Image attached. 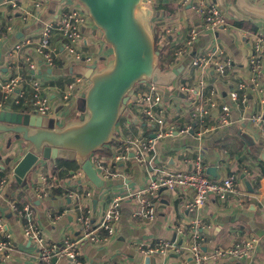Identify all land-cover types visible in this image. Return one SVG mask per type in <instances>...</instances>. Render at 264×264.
<instances>
[{"label":"crops","instance_id":"crops-1","mask_svg":"<svg viewBox=\"0 0 264 264\" xmlns=\"http://www.w3.org/2000/svg\"><path fill=\"white\" fill-rule=\"evenodd\" d=\"M32 1L17 0L16 7L5 4V1L4 4L0 3V11L4 15L2 29H0V71L3 74H12L17 66L23 65L22 57L16 58L10 55L14 44L21 38L34 37L40 31V21L33 18L31 21H23L21 14L26 11L33 15L40 11L43 20L58 16L56 6L52 10L48 0H42L43 2L48 1L46 6L43 5L42 11L41 9L36 10ZM181 1L156 0L148 3L152 10L153 6L160 4L176 8L173 13L162 10L156 12L157 15L151 19L150 23L155 21V24L153 22L151 26L155 28L159 36L160 48L165 47V51L175 57L170 69L184 66L172 84L175 85L173 89L161 87L165 102L168 104L166 126L167 123L174 125L178 131L172 137L155 140L156 151L153 162H140L141 167H138L133 164L138 163L135 153L130 152L121 161L110 165L116 176L108 180L121 181V183L105 187L106 180L103 179L104 186L101 187V195L95 198L92 190L97 187L89 180V184H84L83 179H87L86 175L81 179L70 177L71 173L82 169L76 161L59 160L55 163L51 160H44L31 170L26 182L22 185L16 182L11 168L8 171L3 170L0 165V179L7 178L8 181L0 193V220L5 223V230L14 243L12 258L0 264H41L37 259L35 246L23 235L24 218L20 210L12 208L13 202H17L16 205L20 208L28 203L33 206L34 222L42 227L50 242L61 246L64 239L68 237L78 241L79 258L82 264H182L181 258L149 256L139 249H145L149 244L154 245L159 240L175 242L184 249H188L192 239L190 231L193 219L201 221L198 233L201 236L202 249L208 252L219 247H230L240 239L250 236L261 239V245L249 258L243 261H224L218 264H264V163L259 157H254L257 156L255 147H258V152L264 148V132L259 125L250 120V116L260 108V95L249 93L247 103L240 101L234 103L229 97L231 89L238 82L250 79L251 72L247 65V57L251 51L255 34L261 29L264 30V21L241 12L234 4L235 0H211L217 3L225 14L227 29L217 31L216 38L207 48L201 45L202 36L210 32H202L188 48V30L199 27L201 17L189 5L183 6ZM251 1L264 4V0ZM225 34L233 36L237 51H232L224 42L222 36ZM54 44L57 47L60 46L56 39ZM5 45H8L6 51L3 49ZM217 48L223 49L232 60V67L225 75H220L213 69L199 71L191 65V59L194 56ZM108 51L111 59L110 47ZM181 52L184 55L182 58H180ZM37 60L39 65L43 63L39 56ZM16 62L19 64L13 65ZM55 66L68 69V72L55 75L53 71L50 73L47 71L48 83H66L72 77L73 67H77L63 60H58ZM72 72L74 75H80L75 71ZM201 79L207 88L199 94L190 91L192 87L200 86ZM136 87V91L134 89L132 94L135 98L131 99V103L127 106L130 115L123 116L126 118L124 120L120 118L115 129V139L107 145L110 154L94 153L92 158L96 156L109 162L114 154L125 155L126 146L134 139L155 138L158 127L148 125L144 116L140 115L136 109L138 104L135 99L141 93L146 92L149 85L139 84ZM207 98H211L212 103L209 107V118L203 126L195 125L192 117L194 102L203 104ZM225 104L231 107V122L222 125L220 115ZM81 113L80 111L73 118ZM190 123L194 125L193 130L188 133L179 132ZM210 125H215L213 131H208ZM181 137H184L183 140L186 142L166 147L174 141L175 144L180 143L178 138ZM197 158L201 159L204 172L212 179H221L233 172L238 174L242 185V195L239 198L226 200L211 196L205 207L189 210L187 205L195 195L193 189L185 187L173 192L158 191L154 196L149 197L157 212L155 220L149 222L136 215L139 204L134 197H130L121 203V219L113 235L105 233L106 239L97 244L81 240L82 226L77 221L80 217L76 213L77 205L84 206L81 216L88 217L98 224L103 220L114 196H124L128 192L144 188L152 175L161 177L163 173L190 170ZM158 168L163 172L157 173ZM54 183L58 186L54 188L51 197L43 199L36 197V189H42L43 186ZM85 190L91 191V197L88 199L75 200L68 196L74 191L83 195ZM179 229H183V234L178 232ZM147 258L150 259L148 263H146ZM1 260L2 254L0 253ZM55 263L73 264L67 258H56Z\"/></svg>","mask_w":264,"mask_h":264},{"label":"built area","instance_id":"built-area-1","mask_svg":"<svg viewBox=\"0 0 264 264\" xmlns=\"http://www.w3.org/2000/svg\"><path fill=\"white\" fill-rule=\"evenodd\" d=\"M16 7L17 0H0V3ZM33 6L36 10L41 9L46 3L42 0H33ZM182 5H189L201 17V25L188 30L189 40L188 48L192 46L202 32H217L227 29V20L217 3L211 0H182ZM58 16L49 20L41 18V12L31 15L24 11L23 21H31L32 18L40 21V31L34 37L21 38L10 51L11 57H22L23 65L15 68L12 74H3L0 71V110L19 111L24 113H36L49 118L64 117L68 112L66 104L72 98H80L88 88V81L80 75H74L64 84L48 83L47 73H42L37 57L39 56L48 69L56 67L58 60L72 63L82 60L83 65H97L98 68L108 65L110 54L109 47L99 39L94 31L96 26L92 22L89 14L76 0H60L56 5ZM4 21V15L0 11V29ZM11 29V27H9ZM59 42V47L54 44V40ZM1 40V38H0ZM58 44V43H57ZM102 46L103 50L98 51L97 47ZM187 51V50H186ZM181 52L180 58H182ZM19 64L18 62L13 65ZM191 65L199 71L213 69L220 75L232 67V60L226 52L217 48L206 51L202 55L194 56L191 59ZM247 65L250 68L251 76L248 81L238 82L229 94L234 102L247 103L249 93L260 95V108L250 116V120L261 127L264 132V30H259L253 39L251 51L247 57ZM33 73V74H32ZM46 75V76H45ZM199 87L190 89V91L199 94L200 91L207 88V85L201 79ZM214 93V91H212ZM138 107L136 109L143 115L146 123L152 127H158L154 139H134L126 146L125 155L114 154L109 162L103 158L94 156L91 161L101 178L108 180L114 178L116 173L112 171L110 165L124 159L128 153H135L139 162H153L155 159V140H164L172 137L178 128L174 125L166 126V113L168 104L165 102L161 86L149 85V89L141 93L136 99ZM211 98H207L203 104L194 102V112L192 117L194 124L203 126L210 115ZM131 103V102H130ZM231 107L228 104L223 105L220 115L221 124L227 125L231 122ZM60 122V121H59ZM191 123L185 128L179 130L181 133H188L193 130ZM215 125H210L208 131H213ZM135 151V152H134ZM153 153V154H152ZM150 154V155H149ZM152 154V155H151ZM106 164V166H104ZM152 166V165H150ZM157 173H162V169H157ZM85 176L82 169L71 173L72 179H81ZM152 178L146 186L137 191L128 192L124 196H114L112 203L106 211L103 220L96 224L92 219L81 216L84 206L77 205L76 213L79 214L77 221L82 226V241H88L92 244L100 243L106 239L105 233L113 235L115 227L121 219L120 206L124 199L134 197L139 209L137 216L145 218L148 222L155 220L157 216L156 208L149 200L158 191H175L185 187L194 190L193 200L187 205L189 210H198L208 203L209 197L215 196L219 200L240 197L242 188L239 175L235 172L221 179H212L204 172V166L200 158H197L193 167L186 171H176L163 173V175H152ZM253 178V177H252ZM45 180V179H44ZM7 178L0 179V193L7 184ZM57 184H47L42 189H36L35 194L38 199L49 198L52 196ZM71 199H85L91 197V191L85 190L83 195L77 191L69 193ZM84 197V198H83ZM13 202L12 208L20 210L24 218L23 235L36 248V256L41 264H56L54 259L67 258L73 264H82L79 258L78 241L72 238H65L63 244L58 246L48 240L42 227L34 222L33 206L25 204L22 208ZM201 226L200 219L191 221L190 237L191 243L188 249L175 242L159 240L154 245L149 244L145 249H139L143 253L161 256H174L181 258L182 264H218L224 261H243L249 258L261 245V239L256 236L242 238L230 247H219L208 252L202 249L201 236L198 228ZM5 223L0 220V253L2 261L12 258L14 243L10 240ZM183 234V229L178 230ZM141 246H144L141 244Z\"/></svg>","mask_w":264,"mask_h":264},{"label":"water","instance_id":"water-1","mask_svg":"<svg viewBox=\"0 0 264 264\" xmlns=\"http://www.w3.org/2000/svg\"><path fill=\"white\" fill-rule=\"evenodd\" d=\"M48 1L57 4L60 0ZM76 1L96 26V36L111 48L112 57L105 67L83 64L73 67L72 71L89 82L78 99L83 100L84 107L76 118L47 122L36 113L0 110V165L3 170L12 169L19 185L26 182L38 163L69 160L76 161L96 187H103L104 181L91 156L115 139L120 118L130 115L127 106L135 98L132 93L136 86L168 87L184 69L181 65L164 71L159 66L150 23L157 14L148 5L156 0ZM234 4L244 14L264 21V4L251 0H235ZM255 154L264 163V148Z\"/></svg>","mask_w":264,"mask_h":264},{"label":"rangeland","instance_id":"rangeland-1","mask_svg":"<svg viewBox=\"0 0 264 264\" xmlns=\"http://www.w3.org/2000/svg\"><path fill=\"white\" fill-rule=\"evenodd\" d=\"M49 3H50V2H49ZM49 5H50V8H51L52 10H54V9H55V6H56V3L53 2V3H50ZM153 22H154V24H155V21H153ZM153 22H152V23H153ZM200 24H201V22H200ZM154 30H155V28H154ZM155 32H156V31H155ZM94 33L96 34L95 31H94ZM200 34H202V33H200ZM200 34H199V36H200ZM163 36H164V35H163ZM199 36H198V38H199ZM158 38H159V36H158ZM215 38H216L215 32H210L209 34L203 35V36H202V42H201L202 47L207 48V47L209 46L210 42H211L213 39H215ZM222 38H223L224 42L229 46V48H230L232 51H237V47H236V44H235V42H234V40H233V36H232V35H230V34H225V35L222 36ZM7 47H8V45L3 46L4 51L7 50ZM97 50H98V51H101V50H103V47L99 45V46L97 47ZM83 63H85V62L82 61V60H77V61L72 62L73 66H78V65H81V64H83ZM41 71H42L43 73H47V71H48V66H47L46 64L42 63V64H41ZM53 72H54L55 75H58V74H60V73H62V72L67 73V72H68V69H64L63 67H53ZM88 86H89V83H88ZM174 86H175V85H171V86H168V87H165V88L173 89ZM136 88H137V87H136ZM135 91H136V89H135ZM83 107H84V102H83V100L79 101L78 98H72V99L69 100L68 103L66 104V110H67L68 113H67L64 117H58V118H54V117H52V118H49L48 116H45L44 118H45V120H46L47 122H55V121L66 122V121H68L70 118H73V117H75L77 114H79V113H80V110H82ZM183 139H185V138H184V137L178 138V140H180V141H179L180 143L175 144V141H174L173 143L168 144L166 147L175 146V145H181V144H183L184 142H186V140H183ZM171 142H172V141H171ZM257 148H258V147H255V150L258 152ZM137 162H138L139 164H138V163H133V164L137 165L138 167H141L140 162H139V161H137ZM83 182H84V184H89V181H88V179H86V178L83 179ZM120 183H121V181H117V182L112 181V182H111V180H106L105 187H111V186H114L115 184H118V185H119ZM89 188H91V187H89ZM91 189H92V188H91ZM92 192H93V196H94V198H95V197H99V196L101 195L102 190H101V188H98V187H97L95 190H92Z\"/></svg>","mask_w":264,"mask_h":264},{"label":"trees","instance_id":"trees-1","mask_svg":"<svg viewBox=\"0 0 264 264\" xmlns=\"http://www.w3.org/2000/svg\"><path fill=\"white\" fill-rule=\"evenodd\" d=\"M175 7L171 6V5H167V4H160L158 6H153V10L155 12H159V11H166L169 13H173L175 11ZM238 25H240V23H237ZM152 25V22H151ZM153 28V27H152ZM154 30V28H153ZM154 35H155V40H156V49L159 52L158 54V63L159 66L162 68V70L167 71L170 69L171 64L174 62L175 57L173 54H171L170 52H166L165 51V47L164 48H160L159 46V38H158V34L155 32L154 30ZM133 94V93H132ZM122 119H126L122 116ZM97 154H102V155H109L110 154V150H109V146H104L101 149H99L97 152ZM255 158L258 156H254Z\"/></svg>","mask_w":264,"mask_h":264}]
</instances>
